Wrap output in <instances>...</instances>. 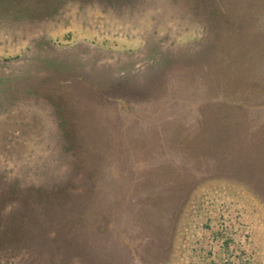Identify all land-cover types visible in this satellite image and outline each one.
<instances>
[{
	"label": "rangeland",
	"instance_id": "374dc122",
	"mask_svg": "<svg viewBox=\"0 0 264 264\" xmlns=\"http://www.w3.org/2000/svg\"><path fill=\"white\" fill-rule=\"evenodd\" d=\"M0 264H264V0H0Z\"/></svg>",
	"mask_w": 264,
	"mask_h": 264
}]
</instances>
